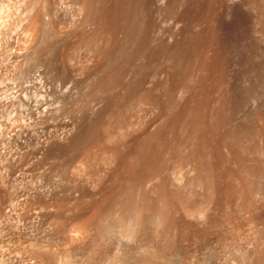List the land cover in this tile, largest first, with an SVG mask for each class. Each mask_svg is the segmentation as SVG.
I'll use <instances>...</instances> for the list:
<instances>
[{"label": "rangeland", "instance_id": "obj_1", "mask_svg": "<svg viewBox=\"0 0 264 264\" xmlns=\"http://www.w3.org/2000/svg\"><path fill=\"white\" fill-rule=\"evenodd\" d=\"M129 210L150 242L124 249ZM0 241L58 264L264 255V0H0Z\"/></svg>", "mask_w": 264, "mask_h": 264}, {"label": "bare ground", "instance_id": "obj_2", "mask_svg": "<svg viewBox=\"0 0 264 264\" xmlns=\"http://www.w3.org/2000/svg\"><path fill=\"white\" fill-rule=\"evenodd\" d=\"M28 197V196H27ZM25 200H27V199H25ZM30 201V200H29ZM36 201H38V200H36ZM40 203V202H39ZM42 203V202H41ZM39 204L40 206L42 205V208L45 210L46 209V207H48L49 205H46V203H45V201H44V205L43 204ZM42 208H40L39 207V209L40 210H43ZM49 208V207H48ZM47 208V209H48ZM98 210H101V209H98ZM97 210V211H98ZM131 213H133V212H131ZM131 213H130V210L127 212V214H125V215H123L120 219L121 220H125V221H127L128 223H130L131 224V232H129V234H125V236L124 237H122V239L120 240V242L118 243V245L119 246H122L124 249H126V247H131V245H132V241L134 240L135 241V238L136 237H138L139 236V239H140V241L142 240L143 241V243H146V242H150V241H148L147 240V235H148V231L149 230H147V228L145 227L146 225H145V223L144 222H147V216H145V215H143L142 213H140V212H138V213H135V214H133V216L131 215ZM137 214V215H136ZM127 215V216H126ZM135 215V216H134ZM147 217V218H146ZM144 223V224H143ZM144 226H143V225ZM155 230V229H154ZM27 231V230H26ZM30 231V230H29ZM22 232V231H21ZM128 233V232H127ZM22 234V233H21ZM27 234H29V233H27ZM157 235V234H156ZM25 236V235H24ZM23 236V237H24ZM30 236H31V238L33 239L34 238V236L32 237V235H31V233H30ZM149 236V235H148ZM26 238H30L29 236L28 237H26ZM150 238H151V236H150ZM31 239V240H32ZM66 239V238H65ZM65 239H61L62 241H61V243L60 244H66V242L67 241H65ZM149 239V238H148ZM29 240V239H28ZM30 240V241H31ZM36 240V239H35ZM19 241V240H18ZM34 243H36L34 240H32ZM133 241V242H134ZM20 242H21V240H20ZM29 242V241H28ZM59 242H60V239H59ZM58 242V243H59ZM168 242V241H167ZM167 242H165V243H163V241H162V245H161V243H159L160 245V248H158V251H157V249L156 248H152V246H151V249H150V246H149V248L148 249H150L149 251L150 252H152V251H155V250H153V249H156V254L155 255H153L152 253L150 254V255H152V257L153 256H155V258H154V263L155 264H165V262H164V257L166 256L165 255V253H166V249L165 248H167V246L168 247H170L168 244H169V242H168V244H167ZM16 243H18V245H19V242H17L16 241ZM16 243H15V246H18V245H16ZM30 243V242H29ZM32 243V242H31ZM38 244H40L39 242H37ZM57 243V242H56ZM13 244H14V242H13ZM24 244V243H23ZM23 244H22V252H23V250H25L26 248H25V246H27V245H25L24 244V246H23ZM33 244V243H32ZM32 244H28L29 245V247H27V249L23 252V253H21V255L19 256V258L18 259H16V257L20 254V252L19 251H17V253L19 252V254H17V256L14 258V260H11V258L10 259H5L3 256L1 257L0 256V264H58V262H57V260H56V256H54V253L55 252H53V248L52 247H50V249H51V252H49L48 254L47 253H45V251H42L41 249H43L42 248V246H41V249H39V250H41V251H39L38 249H37V246H38V244H35V245H37V246H35L34 244V246H35V251L37 252V250L40 252V253H44V254H46V255H44V254H41V255H39V254H37V253H39V252H35V251H33L34 250V246H33V248H30V246L32 245ZM42 244V243H41ZM46 244H47V242H46ZM49 244V243H48ZM53 244V243H52ZM59 244V245H60ZM45 245V244H44ZM43 245V246H44ZM144 245H148V243L147 244H144ZM7 246V245H6ZM9 246V245H8ZM11 246H12V248H13V245L11 244ZM49 246V245H48ZM53 246H55V244L53 245ZM58 246V245H57ZM1 247H5V244H4V242H1L0 241V248ZM10 247V246H9ZM47 247V246H46ZM154 247V246H153ZM18 248H20V245L18 246ZM17 248V250H19ZM29 248V249H28ZM39 248V247H38ZM44 248H45V246H44ZM2 249H4V248H2ZM16 249V248H15ZM37 249V250H36ZM47 249V248H46ZM56 249V247L54 248V250ZM169 249V248H168ZM5 250V249H4ZM147 250V249H146ZM152 250V251H151ZM47 251H49L48 249H47ZM148 251V252H149ZM164 251H165V253H164ZM8 252V251H7ZM164 253V254H163ZM257 253V252H256ZM3 254V253H2ZM165 255V256H164ZM6 256V255H5ZM148 256V255H147ZM164 256V257H163ZM245 256V255H244ZM248 255H246L245 257H242V259L241 260H239L237 263H235V264H264V255H263V253H262V255H258V257L256 256V257H252V256H250L249 255V257H247ZM150 257V256H149ZM18 260V261H17ZM73 264H75V263H73ZM184 264H190V262H185Z\"/></svg>", "mask_w": 264, "mask_h": 264}]
</instances>
